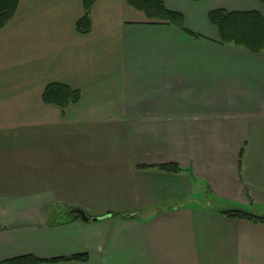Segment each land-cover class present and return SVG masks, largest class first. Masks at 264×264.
<instances>
[{
  "label": "crops",
  "instance_id": "1",
  "mask_svg": "<svg viewBox=\"0 0 264 264\" xmlns=\"http://www.w3.org/2000/svg\"><path fill=\"white\" fill-rule=\"evenodd\" d=\"M161 1L200 39L127 0H96L87 34L81 0H20L0 30V263L264 264V224L221 214L264 216V54L208 17L264 5ZM55 83L81 100L44 103Z\"/></svg>",
  "mask_w": 264,
  "mask_h": 264
},
{
  "label": "trees",
  "instance_id": "2",
  "mask_svg": "<svg viewBox=\"0 0 264 264\" xmlns=\"http://www.w3.org/2000/svg\"><path fill=\"white\" fill-rule=\"evenodd\" d=\"M20 0H0V30L3 29L15 16ZM84 8L82 18L77 22L79 33L87 34L91 30V10L96 0H81ZM195 2L201 0H193ZM264 5V0H257ZM132 7L145 13L151 21L167 22L184 33L200 39V36L189 31L184 24L181 14L169 11L161 0H127ZM212 25L218 28L221 41L224 44L242 48L252 54H264V19L257 12H228L214 10L208 15ZM81 100L79 91L62 84H50L44 91L43 101L46 104L65 109L77 104ZM158 170L168 173H179L181 168L176 164H167L157 167ZM221 214L232 220H246L254 225L264 224V216L243 209H229ZM71 218L80 219L78 216ZM88 260L87 255H73L69 258L41 260L32 256L11 259L0 264H44L64 261Z\"/></svg>",
  "mask_w": 264,
  "mask_h": 264
},
{
  "label": "water",
  "instance_id": "3",
  "mask_svg": "<svg viewBox=\"0 0 264 264\" xmlns=\"http://www.w3.org/2000/svg\"><path fill=\"white\" fill-rule=\"evenodd\" d=\"M69 214L71 216H78L84 222H90V221L97 222V221H100L104 218V217L103 218H91L87 215L86 212H84L81 209H72L69 211Z\"/></svg>",
  "mask_w": 264,
  "mask_h": 264
}]
</instances>
